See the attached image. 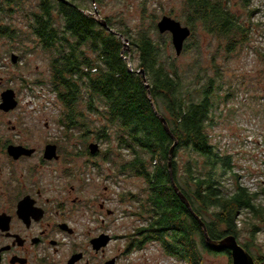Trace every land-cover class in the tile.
I'll return each mask as SVG.
<instances>
[{"label": "trees", "instance_id": "obj_1", "mask_svg": "<svg viewBox=\"0 0 264 264\" xmlns=\"http://www.w3.org/2000/svg\"><path fill=\"white\" fill-rule=\"evenodd\" d=\"M182 3L191 37L201 26L220 43L226 42L228 53L249 42L251 28L240 21L227 0ZM23 4L24 0H0V38L22 35L5 23L3 14L11 16L13 6ZM89 10L94 11L85 0H37L27 17L33 36L51 55L49 89L61 108L57 123L63 134L57 143L81 139L87 144L91 138L111 143L116 130L120 155L126 152L129 158L119 165L109 146L102 153L104 161L113 163L120 174L129 172L145 180L140 192L121 195L122 201L130 197L129 202L137 206L131 216L143 223L133 231L129 251L158 243L165 255L183 264H204L203 252L232 259L230 251L219 252L208 244L200 220L211 240L230 235L239 240L244 228L255 234L264 226V205L258 204L259 193L242 184L231 194L223 189L221 178L233 166L231 159L223 157L212 144L208 132L213 125L215 79L198 74V79L189 83L177 60L166 53L170 48L167 34H158V40L147 31L132 37L130 50L137 56V67L131 69L123 39L110 30L115 28L114 22L106 19L105 26L88 15ZM119 33L129 37L123 31ZM92 115L103 123L96 126ZM174 138L177 145L171 156ZM86 147L76 155H88ZM181 150L192 157L184 172L177 160ZM99 156L97 153L96 158ZM194 156L204 159L203 167L208 173L200 170ZM173 181L191 209L179 197ZM245 215H250L251 220L241 217ZM251 246L247 242L244 247L251 253ZM254 258L256 263L264 262V255Z\"/></svg>", "mask_w": 264, "mask_h": 264}, {"label": "rangeland", "instance_id": "obj_2", "mask_svg": "<svg viewBox=\"0 0 264 264\" xmlns=\"http://www.w3.org/2000/svg\"><path fill=\"white\" fill-rule=\"evenodd\" d=\"M36 1L24 0L22 7L13 6L11 16L3 14L5 23H10L22 35L13 39L0 38V103L2 93L9 89L17 93L20 101L15 112H0V124L4 126L0 133L8 138L21 135V139H30L34 145L42 148L45 142L55 143L63 134L57 123L61 108L56 95L49 89L51 55L41 48V44L33 36L29 27L30 20L27 18L35 8ZM85 1L94 9L87 11L88 15L95 16L102 23L106 19L114 22L115 28L110 30L123 39L124 52L128 54L126 60L131 69L137 67V56L130 50L132 37L147 31L158 39V23L165 16L187 26L182 0H102L101 5L96 0ZM227 1L240 21L251 28L250 40L243 48L228 53L226 42L220 43L200 26L189 40L188 50L180 57H177L171 34H167L166 40L170 48L166 53L168 57L177 60L180 72L188 78L189 83L197 80L198 74H206L208 79H215L212 97L215 105L213 125L208 132L212 144L218 147V152L223 157L231 159L233 166V170L221 178L223 189L226 194H231L237 190L238 184H242L253 193H259L258 204L264 205V0ZM119 31L125 32L129 37H123ZM13 54L19 56L16 64L12 61ZM92 120L96 126L103 123L94 115ZM8 123L18 125L15 133L9 131L6 125ZM115 131L112 132L111 143H101L95 138H91L87 144L81 139L62 142V154L71 159V163L51 164L47 170L49 176L52 172H57L60 176L64 169L70 168L72 178L68 182L79 187L82 178V183H87L82 187L84 195L90 193L89 198L104 192L108 187L112 206L125 204L128 211L127 231L132 235L136 226L143 223L139 218L131 216L137 206L129 202L130 197L122 201L121 195L140 192L145 187V180L129 172L120 174L113 163L104 161L102 153L109 146L115 151L114 159L119 165L129 158L126 152H121L123 156L120 155ZM90 143L100 146V156L91 159L94 164L87 165L89 159L84 155H71L74 151L84 152ZM194 158L199 160L200 170L204 174L208 173L209 170L203 167L204 159L198 156ZM191 159L188 151H180L177 160L182 172ZM241 217L251 220L250 215ZM243 218H240L241 222ZM239 225L244 228V224ZM244 229L239 239L240 244L244 247L247 242L250 243L253 257L264 255V226H260V231L255 234ZM203 260L204 264H232V259L227 255L209 252H203ZM132 262L183 264L165 255L158 243L148 244L141 251L131 253L128 264H133Z\"/></svg>", "mask_w": 264, "mask_h": 264}, {"label": "flooded vegetation", "instance_id": "obj_3", "mask_svg": "<svg viewBox=\"0 0 264 264\" xmlns=\"http://www.w3.org/2000/svg\"><path fill=\"white\" fill-rule=\"evenodd\" d=\"M16 99L15 109L0 112L18 110L17 93ZM6 125L17 131L18 125ZM49 145L57 146V159L47 158ZM61 147L50 141L40 148L21 135L0 133V264H128L131 253L142 249L129 251L125 204L112 206L108 187L92 198L84 195L82 178L79 187L68 182L70 168L49 176V165L72 161ZM86 158L92 165L96 155L89 149Z\"/></svg>", "mask_w": 264, "mask_h": 264}, {"label": "water", "instance_id": "obj_4", "mask_svg": "<svg viewBox=\"0 0 264 264\" xmlns=\"http://www.w3.org/2000/svg\"><path fill=\"white\" fill-rule=\"evenodd\" d=\"M97 12V9H96ZM103 24L106 26L105 22ZM158 30L159 33L164 34H171L172 36V43L175 48L177 57H180L184 51L185 44L188 39L192 36V30L188 26H184L180 21L165 16L162 18V20L158 23ZM12 61L14 64L18 63L19 56L13 54L12 55ZM142 75H145V72H140ZM151 100V99H150ZM18 106V101L16 99V93L14 90L9 89L5 91L2 94V103L0 104V109L4 111H10L12 109H15ZM162 121L167 129V131L170 132V128L168 124L166 123L165 119L162 118ZM175 139V138H174ZM177 145V141L175 139V145L173 146L171 150V156H173V152L175 150V147ZM18 149V148H15ZM89 149L91 154L96 155L100 151V146L97 143H91L89 145ZM47 158L49 160H52L54 158H58L57 153V146L49 145L47 148ZM170 174L173 178V171H172V157L170 159ZM174 183V181H173ZM176 192L178 193L179 197L182 199V201L191 209L190 204L188 203L186 197L182 194L180 189L176 186L174 183ZM205 237L207 239L208 244L215 250L221 252V251H230L231 257H232V264H256L255 258L251 255V253L245 249L239 242V240L233 236L230 235L222 240L214 241L211 240L208 236L205 224L200 220ZM264 264V263H262Z\"/></svg>", "mask_w": 264, "mask_h": 264}]
</instances>
